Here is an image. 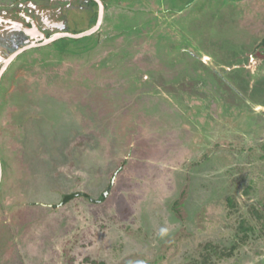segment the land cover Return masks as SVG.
Returning <instances> with one entry per match:
<instances>
[{"label":"rangeland","instance_id":"obj_1","mask_svg":"<svg viewBox=\"0 0 264 264\" xmlns=\"http://www.w3.org/2000/svg\"><path fill=\"white\" fill-rule=\"evenodd\" d=\"M102 1L1 77L0 264H264V0Z\"/></svg>","mask_w":264,"mask_h":264},{"label":"flooded vegetation","instance_id":"obj_2","mask_svg":"<svg viewBox=\"0 0 264 264\" xmlns=\"http://www.w3.org/2000/svg\"><path fill=\"white\" fill-rule=\"evenodd\" d=\"M63 1L64 0H21L20 4L21 5L24 4V8H21L19 10L17 9L15 11L18 15H20L22 17L23 20L22 21L10 20V21H12L11 23L17 24V28H18L17 30L18 31H16L14 34L21 32L22 34L30 35L31 34L30 32L34 31L32 34H34L37 37V39L38 38L42 39V35L49 37L50 35L59 32L58 30H56V28H57L56 23L51 22L50 16H51V14L54 15L56 13V11L60 10V7H62ZM78 1L79 0H65V3L67 4L69 2L72 5L73 3H78ZM82 1L89 4L90 2L93 3L92 1H94V0H92V1L91 0H82ZM29 5H33V9L32 8L29 9L28 8ZM95 6L97 8L96 15H95V21H96L97 20V14H98L97 3L95 4ZM29 7H31V6H29ZM7 8L9 10H13V8H10V6H8ZM36 8H38V12L36 11ZM33 18L38 19L41 25L45 26L46 28H49L50 33L47 34L45 31H42V30L37 29L34 26H32L31 20ZM0 19L4 20V18H1V17H0ZM54 19H55V16H54Z\"/></svg>","mask_w":264,"mask_h":264},{"label":"water","instance_id":"obj_3","mask_svg":"<svg viewBox=\"0 0 264 264\" xmlns=\"http://www.w3.org/2000/svg\"><path fill=\"white\" fill-rule=\"evenodd\" d=\"M97 5H98V14H97V20L96 23L90 28L87 29L85 31L79 32V33H69V32H57L54 33L52 35H50L49 37H46L45 35H42V41L40 42H32L29 44H26L20 48H18L17 50H15L13 53H11L6 60L4 61V63L2 64V66L0 67V80L1 77L3 75V73L5 72V70L7 69V67L9 66V64L14 60V58L16 56H18L20 53H22L23 51L32 48V47H38V46H42V45H46L49 44L59 38L62 37H66V36H70V37H83L89 34H92L94 32H96L103 20V14H104V3L102 0H94ZM2 179V168H1V160H0V182Z\"/></svg>","mask_w":264,"mask_h":264},{"label":"trees","instance_id":"obj_4","mask_svg":"<svg viewBox=\"0 0 264 264\" xmlns=\"http://www.w3.org/2000/svg\"><path fill=\"white\" fill-rule=\"evenodd\" d=\"M92 1V0H91ZM93 3H95L94 1H92ZM96 4V3H95ZM76 196V194H69V195H64L63 196V202H67L70 199H73ZM233 250V248H231L229 251L227 252H223L221 253L219 256L220 257H228L231 254V251ZM206 262H208V260H205L202 264H206Z\"/></svg>","mask_w":264,"mask_h":264},{"label":"clouds","instance_id":"obj_5","mask_svg":"<svg viewBox=\"0 0 264 264\" xmlns=\"http://www.w3.org/2000/svg\"><path fill=\"white\" fill-rule=\"evenodd\" d=\"M163 231H164V230L162 229L161 232L163 233Z\"/></svg>","mask_w":264,"mask_h":264}]
</instances>
